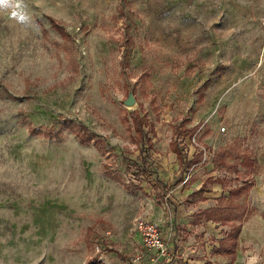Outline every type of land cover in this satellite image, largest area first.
<instances>
[{
	"label": "rangeland",
	"instance_id": "374dc122",
	"mask_svg": "<svg viewBox=\"0 0 264 264\" xmlns=\"http://www.w3.org/2000/svg\"><path fill=\"white\" fill-rule=\"evenodd\" d=\"M263 20L264 0H0V264H98L95 224L107 264H264ZM136 119L161 183L126 189ZM202 182L248 184L234 253L229 223L193 224Z\"/></svg>",
	"mask_w": 264,
	"mask_h": 264
},
{
	"label": "trees",
	"instance_id": "16d2710c",
	"mask_svg": "<svg viewBox=\"0 0 264 264\" xmlns=\"http://www.w3.org/2000/svg\"><path fill=\"white\" fill-rule=\"evenodd\" d=\"M135 126H136V133L138 137V144H137V150H138V156L136 157V161L131 162V165H128L126 170L130 172V169L134 167L136 169L135 175L136 177L128 180V183H123V186L128 189L130 186L134 187L135 183L137 180L138 185L140 184L141 181H147L151 185H158L160 180L155 178V181L150 180L151 175H155V172L153 171L154 169V164L155 161L152 158L151 154L149 152L154 151L153 149V142L150 137H148V134L144 132V129H142V123L139 120H135ZM181 127V126H179ZM182 128H180L181 130ZM190 132L192 133L194 130L189 129ZM235 147V146H234ZM234 147L229 148L228 150H225L224 148H218L214 152V160L218 161L225 166L227 165L226 162V155L231 153L229 152H234L236 149ZM98 150V149H97ZM177 157H181V154L178 150L175 151ZM203 159V153L198 151L193 153L191 159L188 161H184V164L187 167H191L194 164L200 162ZM243 159H241V162H243ZM235 166H238V161L235 160L233 162ZM127 171V174L129 172ZM109 172L105 171V174ZM111 178L116 179L118 181L119 178H116L115 175L111 172ZM110 174L108 177H110ZM107 175V174H106ZM141 175V177H140ZM138 187V186H136ZM165 188V185H164ZM248 189V184L246 182L241 183L239 186H235L233 188H230L228 190V196L221 195L217 200L216 204L210 208L207 209H200L193 213L192 217L194 218L193 223L196 224L200 222L201 220L203 221H212L215 223H229V231L226 233L225 237L219 240V248L223 249L226 253H234L235 252V243H236V238L238 236V233L240 232L241 229V222L238 221L237 223L235 222L239 217L232 215L233 211L241 212V205L237 202V196L239 193L247 192ZM207 191L206 190V184H203L201 188L198 191H195L192 195L199 194L201 195L203 192ZM203 201V199L201 200Z\"/></svg>",
	"mask_w": 264,
	"mask_h": 264
},
{
	"label": "built area",
	"instance_id": "2783aa9c",
	"mask_svg": "<svg viewBox=\"0 0 264 264\" xmlns=\"http://www.w3.org/2000/svg\"><path fill=\"white\" fill-rule=\"evenodd\" d=\"M261 56L264 57V20L262 22V52ZM203 153V151L198 150ZM204 154V153H203ZM135 228L138 231L140 236L141 245L143 250L153 248L154 250L162 251V242L161 236L157 230L155 224L147 222V221H139L136 223ZM110 237V232L103 231L100 234L95 235L92 242V249L95 258L98 262L101 261V256L103 253V245L105 239Z\"/></svg>",
	"mask_w": 264,
	"mask_h": 264
},
{
	"label": "crops",
	"instance_id": "0c3cea01",
	"mask_svg": "<svg viewBox=\"0 0 264 264\" xmlns=\"http://www.w3.org/2000/svg\"><path fill=\"white\" fill-rule=\"evenodd\" d=\"M176 155V154H175ZM191 159V158H190ZM203 184H206V187H207V183L206 182H202L201 184H200V186H199V188H197L196 190H193L190 194H189V197L190 196H193L192 194L195 192V191H198L200 188H201V186L203 185ZM220 188H221V185H219L217 182H214V183H212L209 187H208V189L206 188V190L207 191H205V192H203L201 195H199V194H196V195H199L201 198H199V201L198 202H200V203H204V202H206L207 201V199H209L210 201L212 200H214L215 201V203H216V199H218L221 195H224L221 191H220ZM203 199V201H201ZM210 207H212V206H209V207H207V208H210ZM207 208H204V209H207ZM198 211V210H197ZM193 213H195V212H193ZM193 213H192V215H193ZM192 215H191V217H192ZM193 218V217H192ZM193 220H194V218H193ZM205 222H207V221H205ZM212 222V221H211ZM199 223V222H198ZM198 223H196V224H198ZM215 223V222H214ZM194 224V223H193ZM196 224H194V225H196ZM97 225V226H96ZM91 231H92V234H94V235H97V234H100V233H102L103 231H106L104 228H103V225L102 224H95V226H93L91 229H90V233H91ZM109 232V231H108ZM95 237V236H94ZM110 241V242H109ZM111 241H112V235L110 236V237H108L107 239H105V241H104V246H103V252H104V250H105V247L106 248H108L109 247V245L111 244ZM91 248H92V245H91ZM92 251H93V249H92ZM103 258L105 259L106 257L104 256V253H102V256H101V261L100 262H98V261H96V259H95V263H98V264H107V262L106 261H104L103 260ZM242 262H241V260L239 259V258H237L235 261H234V263H231V264H241ZM108 264H110V263H108ZM246 264H254L253 263V261L251 260V261H249V262H247Z\"/></svg>",
	"mask_w": 264,
	"mask_h": 264
},
{
	"label": "water",
	"instance_id": "95a60500",
	"mask_svg": "<svg viewBox=\"0 0 264 264\" xmlns=\"http://www.w3.org/2000/svg\"><path fill=\"white\" fill-rule=\"evenodd\" d=\"M124 103H125L126 106H130V105H132V104L134 103V98H133V96L129 95V96L127 97V99L125 100Z\"/></svg>",
	"mask_w": 264,
	"mask_h": 264
}]
</instances>
